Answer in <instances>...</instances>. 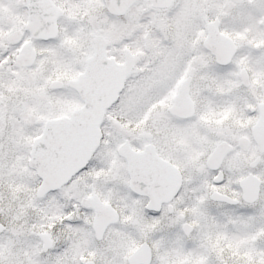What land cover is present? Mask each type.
Wrapping results in <instances>:
<instances>
[{
    "label": "snow or ice",
    "instance_id": "snow-or-ice-1",
    "mask_svg": "<svg viewBox=\"0 0 264 264\" xmlns=\"http://www.w3.org/2000/svg\"><path fill=\"white\" fill-rule=\"evenodd\" d=\"M0 264H264V0H0Z\"/></svg>",
    "mask_w": 264,
    "mask_h": 264
}]
</instances>
